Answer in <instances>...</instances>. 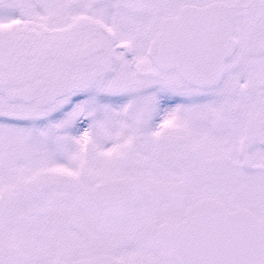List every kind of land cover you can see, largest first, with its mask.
<instances>
[{
    "label": "snow or ice",
    "instance_id": "obj_1",
    "mask_svg": "<svg viewBox=\"0 0 264 264\" xmlns=\"http://www.w3.org/2000/svg\"><path fill=\"white\" fill-rule=\"evenodd\" d=\"M0 264H264V0H0Z\"/></svg>",
    "mask_w": 264,
    "mask_h": 264
}]
</instances>
